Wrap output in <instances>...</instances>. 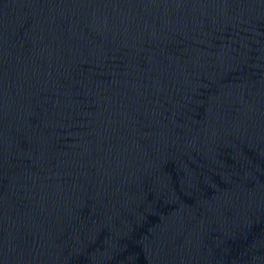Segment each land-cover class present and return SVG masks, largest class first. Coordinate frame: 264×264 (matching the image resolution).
<instances>
[{
  "label": "water",
  "instance_id": "water-1",
  "mask_svg": "<svg viewBox=\"0 0 264 264\" xmlns=\"http://www.w3.org/2000/svg\"><path fill=\"white\" fill-rule=\"evenodd\" d=\"M0 264H264V0H0Z\"/></svg>",
  "mask_w": 264,
  "mask_h": 264
}]
</instances>
